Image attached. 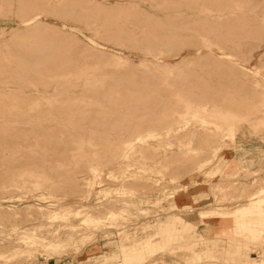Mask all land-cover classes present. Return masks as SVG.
Listing matches in <instances>:
<instances>
[{"label":"rangeland","instance_id":"obj_1","mask_svg":"<svg viewBox=\"0 0 264 264\" xmlns=\"http://www.w3.org/2000/svg\"><path fill=\"white\" fill-rule=\"evenodd\" d=\"M261 1L264 2V0ZM205 2L211 12L210 16L206 15L205 18L209 20L220 18L222 20V22H215L213 27L223 24L226 32H229L234 26L231 34L233 44L228 46L227 51L234 53L235 58L245 65L251 68L257 67L264 74V57L259 59V55L264 53V40L254 39L255 33L248 29L253 16L247 11L252 6H256V2L252 3L251 6V0H0V69L9 68L11 70L8 73L11 78L0 80V82L9 85L6 88L10 92V98L34 100L40 97L31 94L29 92L32 90L31 85H26L31 83L35 76L44 74L43 71L38 70L40 64L37 66L35 64L38 63H32L28 59L32 56L34 58L39 52L49 53L53 59L67 58L65 68L69 69H78L82 65L92 66L95 62L98 64L105 63V60L96 54L94 55L92 51L68 41L67 37L63 38L61 34H68L66 33L68 31L77 34L83 42L91 43L93 40L96 46L109 52H118L122 57H127L128 61L124 64H112L104 67L107 71L112 72L113 77L122 75L124 86L139 90L137 85L146 82V79L155 85L164 99H167L166 96L171 94L175 88H179L180 94H184L181 96L184 102H191V99H195L196 102H199L198 104L205 102L211 107L213 105L221 106L225 110H231L236 115L234 120L231 119L233 122L239 121V124L234 123L238 124L237 126L230 122L231 126L234 127L233 129L229 126L230 130L226 128L220 132L213 124L202 127L198 122L182 129L179 127L182 124H175L174 120H177L178 117L170 116L172 112L169 111V125L174 123L171 125L174 127H172L173 130L171 129L168 138L163 139L160 136L153 141L154 147L157 148L155 151L150 150L149 152L153 159L144 161V159L140 160L139 157L137 160L138 156H135V159H127L129 162L105 163L100 175L95 178L91 195L83 201L80 197L77 198L72 194V186L79 184L84 188L86 179L92 178L87 159L78 161L74 166L75 171L68 174L65 168L60 169L61 163V165L58 164L59 167L56 166L54 159L48 158V155L44 161L40 154L33 155L32 152L24 150L22 152L24 153L23 159L11 160L5 157L9 155L7 149L0 150V159L3 160L2 162L0 160V207L7 209L8 205L11 204L21 209L24 205L31 204L36 207L41 204L46 210H50L55 208L54 205L58 207V205L73 202L85 203L87 206L80 211L77 217H72V219L75 218L72 222L75 223V227H78L72 231L73 235L66 242L62 251L63 255L58 259L51 258L50 252L40 244L34 243L28 247L16 237L18 233L20 236L22 231L29 232L33 224L46 223L48 226L49 223L43 216L31 218L30 213L35 211L33 209L23 210L21 213L13 215L15 218L8 214L0 215V252L6 251L4 255L0 256V264H128V262L129 264H138L135 257L128 262L126 261L122 252V245L135 248L137 245H133V242L140 239L144 233L149 232L156 233L153 239L157 241L158 249L151 258L147 259L148 261L142 264L151 263L153 260L156 264H243L246 262L264 264L263 239L252 240L249 234L246 237H238L236 226L232 229L233 233L231 234H220L215 231H208L210 232L208 233L205 230L207 226L211 229L224 225L223 219L215 216L218 213H225L226 218H229L227 223L235 225L233 222L235 211L250 206L251 195L257 188L264 185V133L261 131H264V125L263 128L261 124L257 126L263 114L260 108V99L264 98V91L259 80H252L242 75L245 85L240 84L238 82V73H241L239 68L227 62L229 60H222L219 57L206 59L208 56L203 57V55L208 50L204 47L201 49L202 56L196 61L192 59L190 61L193 63H191L187 59L183 63L184 65L181 64V67L178 65L177 74L174 71L172 76H169V86L160 85L162 81L159 80L156 73L150 70L151 73H149L146 67L138 65L144 59L175 62L183 56L190 57L196 54V48L201 45V40L195 31L187 27L191 25L192 19L203 17L201 11ZM239 3L248 4L247 7H242ZM188 9L200 11V14L199 16L189 14L185 16L186 21L182 24L186 29L182 33L184 36L187 35L185 36L187 39L182 37L184 41L182 38L170 41L169 19L182 18L178 17L177 14ZM35 12H43L40 13L41 15L38 14L42 19L37 16L32 26L21 21L29 18ZM222 12H227V15H222ZM20 21L30 27L26 28ZM239 24H242V28L239 27ZM61 27L66 31L61 30ZM188 37L189 41H187ZM119 38L121 43H114V41H119ZM138 40L140 42L160 40L164 44H156L154 48H158L153 49L154 51H145L139 46L141 44ZM167 40L170 42L169 45H166ZM178 42L182 44L179 45ZM174 44H177V47ZM171 50L173 51L171 52ZM250 51L253 52L254 56L248 59ZM35 52L37 53L35 54ZM49 64L54 63L50 61ZM135 66L137 67L135 68ZM187 72L191 73L188 74ZM177 76L178 78H176ZM108 81L111 82L110 79ZM119 83L118 80L114 79L109 85L114 87ZM190 89L198 93L196 97L194 94L188 95ZM20 91L23 92L18 93ZM202 93H205V96H202ZM185 95L187 97H184ZM168 96L169 109L183 101H177V98ZM101 100L103 101L104 98ZM5 101L3 102L7 104L8 100ZM155 102L159 103L160 101H152V105ZM22 105H26V103H22ZM91 112L93 111H90L88 116L92 118L87 117L85 121H97L99 131H103L109 122L120 120L123 116L119 111H108L109 113L104 111L103 113V110L98 109L93 113ZM209 112L210 114H208L211 115V110ZM217 112L218 110L215 113ZM152 113L159 115V112ZM30 114L31 112L29 115L26 112H21L10 115L0 110V119L3 118L0 120V125L10 119L21 122L14 128H7L16 134H2L0 132V141L4 140L0 142V146L6 148L13 146L14 139H19V144L32 145L36 139L29 134V131L49 129L44 126L48 124V119L40 117L45 113H33L34 115L31 114V116ZM135 114L141 115L143 112L140 111ZM209 115H206L205 118L207 120L212 119L211 122L213 121V123L225 120L216 119L214 121L215 118ZM33 116L35 117L33 118ZM240 116L243 118H239ZM27 117L31 118L25 119ZM76 118L81 117L76 116ZM1 129L2 127H0ZM234 129H236V133ZM192 131L197 133L191 134ZM209 131L214 132L213 135L216 137L214 144L219 150L209 146ZM187 132L188 134H186ZM25 136L30 139L28 142H23ZM43 137L54 140L58 135ZM178 139H181L182 142H179ZM44 145L47 148L50 147L53 150L52 153L65 150V152H69V149L77 146L76 143L71 142H46ZM210 147L214 148L213 154V149ZM86 150L89 153L92 149L87 148ZM99 152L101 154L104 152L103 146L100 147ZM178 152L180 155L183 154L182 161L169 166V168L162 164L165 153L170 155ZM1 155L5 156L2 157ZM150 155L148 154V156ZM36 160L40 162L38 163ZM135 160L138 162L134 163ZM56 162L58 163V161ZM40 165L52 168L53 170L50 172L55 177L60 174L66 178L65 181L62 180L61 182L63 186L53 188L54 197L46 200L37 199V195L44 192L47 187L45 182L41 188H18L14 190L12 187H7L8 190L6 188L3 191V184L13 182L8 175L13 170L12 166L17 169L23 166L37 167ZM173 175L177 177H173ZM180 189L189 195L187 197L178 196L177 193ZM164 192H167L166 200L163 199ZM4 194L5 197L2 196ZM177 198L183 199L184 202L191 200L193 206H171V201ZM141 207L147 213L137 218L136 215L140 214ZM86 214L99 216L103 221L101 227L95 229L93 225L80 224L77 218L84 217ZM33 215L35 214L33 213ZM120 216L123 218L118 219V221L115 220ZM248 216H250L247 217L250 226L264 229V218L255 219L256 216L251 214ZM199 217H208L204 218L205 223H203L205 225L202 223L203 219ZM252 218L255 221L251 222L250 219ZM121 220L122 222H120ZM152 220L157 222L156 225L143 232L144 230L139 225L142 222ZM66 224L57 221L49 227H62V231L66 229L65 232H61L63 233L61 235L68 237L67 232L70 228L64 227ZM41 227L38 228V232ZM12 228H17V230L13 231ZM118 229H122V234H115ZM162 231L169 239L173 237V234L179 235V238L169 242L168 246L160 247L165 242V239L159 238ZM239 232L242 233V231ZM2 238L3 240H1ZM10 245H16L19 249H30V253L15 254L14 250L10 249ZM234 250L236 253H228V251L233 252Z\"/></svg>","mask_w":264,"mask_h":264},{"label":"bare ground","instance_id":"obj_2","mask_svg":"<svg viewBox=\"0 0 264 264\" xmlns=\"http://www.w3.org/2000/svg\"><path fill=\"white\" fill-rule=\"evenodd\" d=\"M254 2H256V6H252V3ZM247 4L248 3H245V4L239 3V5L242 7H247ZM117 5H122V4H117ZM251 6L252 7L247 12H250L253 18H252L251 23L249 24L248 29L255 33V36L253 37L254 39L261 41V40H264V2H262L261 0H251ZM40 13L41 12H35L29 18L23 19L21 21H24L25 24L27 25L29 24L30 26H32L35 23L36 17L39 16L38 14ZM201 13L203 17L200 19H196V18L192 19L191 25L187 27L195 31L201 40V45L197 46L196 48V54L190 57L183 56L180 60L175 61V62H165V61L144 59V60H141L138 63V65L146 67L148 71L150 70L156 73L159 80L162 81L160 85L169 86V81H168L169 76L170 75L172 76V73L174 71L176 72L178 65H180L179 67H181L182 66L181 64H183L185 60L187 59L189 61L192 59L196 61V59L202 56L201 49L202 47H204L208 51L203 55V57L208 56L206 57V59L219 57L222 60H229L227 62L234 64L241 71V73H238L239 74L238 82L240 84L245 85V83L243 82V77H242L243 75V76L249 77L252 80H259L262 86V90L264 91V74L260 71V69H258L257 67L251 68L245 65V63H242L241 61L235 58L234 53L227 51L228 46L230 44H233V41L231 40V34H232V28L234 26L230 29L229 32H226V29L222 26L223 24L219 26L214 25L213 27V24L215 22H222V20L220 18L216 20H209L205 18L206 15L210 16V13H211L209 7L206 5V2L203 3L202 5ZM188 14L192 16H195V15L199 16L200 11H192L188 9L184 12L177 14L178 17H182V18L169 19V40L170 41H173L174 39H178L182 37L184 38L185 36H187V35L184 36V34L182 33L186 29V27H184L182 23L186 21L185 16H188ZM222 15L226 16L227 12H222ZM24 23L21 22L22 25ZM30 26L28 27L26 26V28H29ZM239 27L242 28V24H239ZM60 29L64 30L63 27H61ZM130 29L134 30L133 28H130ZM179 29L181 30L179 31ZM66 33L68 34H61L63 38L67 37L66 39H68V41H72L75 44H78L79 46L81 45L82 47L92 51L94 55L96 54L102 60H105V63L98 64L97 62H95L94 65L92 66L82 65L81 67H78V69H69V68H65V60H67V58H63L60 60L53 59L52 55L46 52H39L38 54H36L38 51L35 52L37 56L33 58V56L31 55L32 53H31L30 55L32 57L28 59H30L32 63H38V64H35L37 66L40 64L38 67V70L43 71L44 74L35 76L32 82L26 85H31L32 90L29 91L31 94L39 95L40 97L34 100L22 99V98H10L9 97L10 92L6 88L9 85L7 83L0 82V110L4 111L5 113L7 112L10 115H12L13 113H21V112H26V114L28 115H29V112H31V114L45 113V115H41L40 117H44L48 119V124L44 126H47L49 129L42 130V131H39V130L29 131L30 132L29 134L33 135L36 139L34 144L32 145L31 144H27V145L19 144L18 142L19 139H16V140L14 139L13 146H9L8 148L4 146H0V150L7 149L9 151V155L7 156L1 155L2 157L3 156L8 157L11 160H17L21 158L23 159L24 153L22 152L24 150L32 152L33 155L40 154V157L44 161L47 159L46 156L48 155V158L54 159V162H55L54 164L56 166L61 163L62 166H60L61 165L60 164L58 165V167L60 166V169L65 168L68 174H71L73 171H75L74 166L76 165L78 161L82 159H87V161H89V170L92 174V178L86 179V181L84 182V185H85L84 188H82L79 184H74L72 186L73 187L72 194L75 195V197L77 198L80 197L83 201V199L87 200L89 196L91 195L95 178L100 175L101 169L104 167L103 165L105 163L107 164V163H114V162H118V163L129 162L127 161V159L129 160L130 158L135 159L136 158L135 156H138L137 160L139 159V157H140V160L144 159V161L147 159H153L152 155H150L149 153L150 150L155 151L157 149L154 147L155 144L153 143V141L159 138L160 136L163 139L168 138L169 133L173 130L172 127L174 126H171V125H173L174 123L172 124L170 123L169 125V111L172 112L170 116L172 115L174 117L175 116L178 117L179 120L175 119L174 121L176 122L175 124H182V125H179V127L182 129L187 128L188 126L194 125V122L195 123L198 122V124L202 127H208L209 124H213L217 128V130H219V132L220 130H223L226 128L229 129L228 128L229 126L232 129L234 128L232 127L233 125L231 126L230 122L231 123L233 122L236 115L233 114L231 110H225L223 107L221 106L219 107L215 105L211 107L210 104L207 103L208 107H211V109L210 108L208 109V107L206 106L207 104L205 102L204 103L201 102L200 104L202 105L200 106V104H198L199 102H196L195 99L193 100L191 99V102L186 103L184 102V99H181V96H183L184 94L182 93L180 94L179 88H175V90H173V92L171 94L169 93L168 95H170V97L172 98H175V99L177 98V101L183 100L182 102L184 103L182 104L181 102V104H175L172 109L170 108L171 109L170 110L169 109V98H168L169 96L167 95L166 96L167 99H164V97L160 94L159 90H157V88L152 82L147 81L145 79L146 82L140 85H137V88L139 90L130 89L127 86H124L122 82L123 81L122 75L113 77L112 72L107 71L104 67L107 65H112V64H115V65H118L121 63L124 64V62L128 61L127 57H122V55L118 52L106 51L103 48L96 46L93 40L91 41V43H86L80 40L77 34H74L68 31H66ZM184 39H187V37H185ZM169 40H167L166 45L170 44ZM187 41H189V37ZM115 42L121 43L120 38H119V41H114V43ZM138 42L139 44H141L139 46H141L145 51H150L153 49L155 50L158 48V47L154 48L156 44L163 43L160 40L155 41V42H148L146 40L144 42H140V40H138ZM181 44L182 43H179V45ZM176 45L174 44V46ZM168 47L171 48V46H168ZM172 51L173 50H171V52ZM22 52L23 54L26 55L24 51ZM22 56L24 57V55H21V57ZM253 56H254L253 52L249 53L248 59L252 58ZM261 57H264V53L259 55V59ZM50 61H52L54 64H49ZM190 62L193 63V61H190ZM186 63L188 64V61ZM136 67L137 66H135V68ZM0 71H1L0 80H7L11 78L10 74H8L11 71L9 68H2L0 69ZM148 71L146 70V72ZM150 71L149 73H151ZM182 74H183V71H182ZM176 78H178V76ZM109 79L111 80V82L115 79V80H118L120 83L112 87L111 85H109L111 83L110 81H108ZM177 87H180V86H177ZM22 92L23 91H20L18 93H22ZM191 94H194L195 95L194 97H196L198 93L190 89L188 95H191ZM203 95L205 96V93H202V96ZM101 97L104 98L103 101L101 100L103 99ZM162 97L163 99H161ZM184 97H187V96L185 95ZM5 100H8L7 104L5 103L6 102ZM152 101H157V102L160 101V102L159 103L155 102L154 105H152L153 104L151 103ZM162 102H165V103H162ZM260 102H261L260 108L262 109L263 114L261 115L262 118L259 119L257 126L258 124H261L262 125L261 127L263 128V125H264V98L263 97L260 99ZM22 103H26V105H22ZM98 109L103 110V113L104 111L106 112L119 111L121 114H123V116L120 118V120L109 122L108 123L109 125L103 128V131L102 130L99 131L97 121H93V120L89 122L85 121L87 117L90 118L88 116V113L90 111L95 112V110H98ZM139 110L142 111L143 114L136 115L135 113L140 112ZM210 110H211V115H209ZM216 110H218L217 113H215ZM152 112L154 113L159 112V115L158 114L154 115ZM220 112H223V113H220ZM114 113H111V114H114ZM206 115L213 116L215 118L214 121H216V119H219V120L225 119V120L223 122H220L218 120L220 123L219 122L213 123V121L211 122L212 120L211 118H210L211 120H207L205 118ZM76 116H80L81 118H76ZM34 117L35 116H33V118ZM28 118H31V117H27L25 119H28ZM239 118H243V117L240 116ZM3 123L4 124L0 125V127H2L0 132L2 134H8V133L16 134L14 131L12 130L10 131L7 128L8 127L14 128L16 127V125L20 124L21 122L16 119H10ZM234 123L239 124V121L238 122L234 121L232 124ZM238 124H234V125L237 126ZM235 130L236 129H234V132ZM261 131L264 133L263 130ZM194 132L196 131H192L191 134H194ZM186 134H188V132ZM213 134H214L213 131L211 132L209 131L208 133L209 146L216 147L217 145L214 144L216 143L215 142L216 137ZM46 135H58V137L53 140L51 138L43 137ZM38 136H40V138H38ZM25 137L26 138H23V142H28L30 139H27V136ZM7 140L8 139L6 138V141ZM178 140L179 142H182L181 139H178ZM1 141H4V140H1ZM46 142L47 143L71 142V143H76L77 146L69 149V152H65L66 151L65 150L62 152L52 153L53 150L50 147L47 148L44 145V143ZM85 145H89L92 147H86ZM164 145H165V142H164ZM102 146H103L104 152L101 154L99 150H100V147ZM211 147L210 149H213V152H212L213 154L214 148H211ZM218 147H221V146L218 145ZM87 148H91L92 150L88 153L86 152ZM216 149L218 148L216 147ZM48 153H51V154H48ZM148 154L150 156H148ZM182 155H180L179 152L172 153L170 155L168 153H165L162 164H164V166L166 165V167L169 168V166L175 165L177 162L182 161L183 160ZM10 159H8L9 162H10ZM0 160L1 162L3 161L2 159ZM37 161L38 163L40 162L39 160H36V162ZM56 161H58V163ZM136 162L138 161L135 160L134 163ZM10 163H12V161ZM11 168L13 170L10 169L11 171L9 172L8 175L10 178H12L13 182L3 184L2 186L3 191H5L7 187H12L14 188V190L18 188H22V189L41 188V186L45 182L47 184V187L45 188L44 192H41L37 195L38 200H46L47 198L54 197L55 192L53 188L58 187V186H63L61 182L62 180L64 181L66 180V178L60 174L58 177H55L50 172V170H53L52 168H46L41 165L37 167H33V166L24 167L23 166L17 169L13 168L12 166ZM67 173L65 172L66 175H68ZM68 177H70V175H68ZM173 177H177V176L173 175ZM177 195L187 197L189 194L183 191V189H180ZM2 196L5 197V194ZM163 196H164L163 199L166 200L167 192H164ZM251 197L252 199L250 198L251 199L250 206L248 207L245 206L243 209L241 210L239 209L235 211V213L233 214V218H234L233 222L235 223V225L234 224L232 225L231 223H227L229 222L228 220L229 218H226L225 213H218L215 216L223 219L222 221L224 225L219 228H211V229L210 227L207 226L205 230L207 232L215 231L220 234H231L233 233L232 229L236 226L238 237H241V236L246 237L249 234L252 240H257V239L264 240V229L259 228L257 226H250L249 225L250 222L247 221V217H250L248 216L250 214L252 216H256L255 219L264 218V185L257 188L256 191L251 195ZM171 202H172L171 206L173 207H175V205L179 207H182L184 205L193 206L191 200L190 201L187 200V202H184L183 199L177 198L176 200H173ZM54 206H55L54 209L46 210L41 204H38V206L36 207L31 204H28V205H24L20 209V208L14 207V205L9 204L7 209L0 207V215L8 214L10 216H13V215H17L21 213L23 210L33 209L35 210L33 212L35 215H33V213H30L32 216L31 218H37V217L43 216L49 223L48 226H46V223L45 224L44 223L33 224L30 227L29 232L22 231L20 233L21 235L18 236L19 235L18 233L16 237L22 242L23 245L28 246V247L32 246L34 243L40 244L42 247L47 249L48 252H50L49 255H51V258L58 259L63 255L62 251L64 250L63 248L66 242L69 240V238L71 239L73 235L72 231L77 229L78 227V226L75 227L76 226L75 223L72 222L74 221L73 219L75 218L72 219V217H77L80 211L86 208L87 206L85 203L78 204V202L58 205V207L56 205ZM139 211H140L139 212L140 214L136 213L138 215V216L136 215L137 218L140 215L142 216L143 214L147 213L146 210L143 209L142 207L140 208ZM208 217H211V216H208ZM208 217H199V218L203 219L202 223L203 222L205 223L204 218H208ZM13 218L15 217L13 216ZM26 218H29V217H26ZM120 218H123V216H120L116 218L115 220L118 221V219ZM77 219H79L80 224L93 225L95 229L100 228L101 225L103 224V221L101 218H99V216H89L88 214H86L84 217H79ZM124 219L126 220V218ZM255 219L252 218L250 220H252L251 222H253L255 221ZM122 220L120 222H122ZM57 221L67 223L64 227L70 228L68 229V232H67L68 237L61 235L63 234L61 232H65L66 229L62 231L61 229L62 227H59V228L58 226L53 227V228L49 227V226H52ZM190 222L193 223L192 221ZM156 223L154 220L149 221V222L146 221L144 223L142 222L139 225V227L141 226L142 230H144L143 232H145L147 228L154 227ZM15 226L17 225L15 224ZM39 227H41V229L38 232L37 230H39L38 229ZM13 228H12L13 231L17 230V228L16 229H13ZM121 230L118 229L115 234L116 235L122 234ZM239 231H242V233H240ZM154 235H156L155 232L153 234L150 232L144 233L140 237V239L135 240L137 241L136 243H134L135 241L133 242V245H137L135 248H129L130 246L127 247L128 245L123 244L122 252H123L124 257L126 258V261L128 262V260L134 257L136 259V263L138 264H142L148 261L147 259L151 258L154 255V252L158 249V246L156 245L157 241H154L153 239ZM159 238L165 239L164 245L160 246V247H163V246H168L169 242L177 240L179 238V235L173 234V237H170L169 239V237H166V235L164 234V231H162L159 235ZM1 240H3V238ZM4 242H5V239H4ZM10 246H11L10 249H13L15 254L30 253V249L29 250L19 249L16 245H10ZM5 253L6 251L0 252V256L4 255ZM228 253H236V252L234 250L233 252L228 251ZM56 262H58V260H56ZM147 263L156 264L155 260H153L151 263L150 262H147ZM243 264H250V263L246 262Z\"/></svg>","mask_w":264,"mask_h":264}]
</instances>
